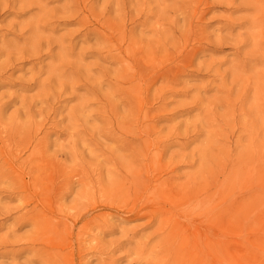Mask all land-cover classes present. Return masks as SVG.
<instances>
[{"label": "rangeland", "instance_id": "374dc122", "mask_svg": "<svg viewBox=\"0 0 264 264\" xmlns=\"http://www.w3.org/2000/svg\"><path fill=\"white\" fill-rule=\"evenodd\" d=\"M208 2L0 0V264H42L30 249L35 215L67 228L35 247L52 249L71 232L75 246L83 238L97 255L73 264H156L148 257L157 223L129 211L149 203V180L165 170L175 178L166 195L176 194L161 200L169 208L184 206L195 179L215 196L211 207L228 200L232 215L258 218L264 229V24L251 26L264 20V0ZM198 7L203 21L192 15ZM190 21L205 27L206 40L195 31L185 43ZM123 27L143 42L136 49L156 51L131 71L133 82L110 56L126 49L115 42ZM139 117L152 134L137 124V135H125ZM160 148L165 156L153 165L147 152ZM123 200L129 209L118 212Z\"/></svg>", "mask_w": 264, "mask_h": 264}, {"label": "bare ground", "instance_id": "6f19581e", "mask_svg": "<svg viewBox=\"0 0 264 264\" xmlns=\"http://www.w3.org/2000/svg\"><path fill=\"white\" fill-rule=\"evenodd\" d=\"M188 2L195 6L198 4L203 5L206 2V5L209 4L208 0H188ZM232 2V5H234L236 0H232ZM257 4L256 2L251 3L256 9V12L259 13ZM192 15L196 17L199 16V19L203 21L205 12L199 11L198 7ZM81 22L87 25V17H84ZM262 24H264L262 18H254L251 21V26L254 29L259 28ZM112 27L113 26H110V28ZM204 29L205 27L199 26L198 24L195 25L190 21L187 29L189 31L182 39L187 44L192 37V33L195 36L197 32L199 35L195 37L198 41L206 40ZM125 32L126 29L123 27L120 30L119 38L115 40L121 49L126 47L125 51L110 56L122 65L124 71H127V73L130 72L125 77V81L130 82L132 80L129 76L134 78L137 77L131 74V71H134L135 68L142 67V65H146L145 61L149 55H155L156 51L152 46H149L146 51L144 49H136L135 47L143 45V42L139 39H127ZM133 32L134 29L131 30V33ZM105 41L108 42V44L113 42V40L108 37L105 38ZM155 45L156 44L153 46ZM147 69H149V66H145L143 72L145 73ZM174 74H176V68ZM134 88L135 86L128 90V94L131 91L134 92ZM72 89L77 90L79 87L73 86ZM88 93L89 92L86 91V94ZM84 105L91 106L90 104ZM149 115V113L144 115V120L148 119ZM142 120L143 118L139 117L137 121L132 122L135 127L128 126V128L125 129V131L122 130V132L125 135L129 134L134 136L137 135L136 130L138 128L140 129L142 126L144 134L149 137L153 132L151 131L153 123L146 125L139 123ZM137 124L138 128H136ZM41 128V126H38L36 132H40ZM74 129L75 127H72L71 137H74ZM49 139L50 133L41 141L40 147L47 148L46 144H48ZM118 140L122 145H128V147L132 144V142H128V139L124 135L118 137ZM161 152V148L159 150L156 149L147 152L153 153L148 155V157L151 158L149 161L153 165L156 162L158 164L161 159L164 158L165 153ZM164 173L166 174L164 175L165 178L162 176ZM173 173L174 170H165L161 173L160 177L157 175L154 181L149 180L150 183L153 182L149 190L151 194L149 203L140 206L134 205L129 211L130 213L143 212L141 217L149 216L152 222L154 221L158 225V229L155 230V233H157L156 242L152 247V250L155 252L148 258L157 259L156 264H264V229L261 227L259 219L244 220L242 217H235L232 215L234 207L230 205L228 200H225L224 204L219 208L211 207L212 200H214L215 196L209 195L207 190V192L204 193L205 188L199 187L195 179H188L186 182L185 187L187 189L191 188V190L186 193L184 206H178V204L170 202L171 205L169 208L168 205L162 203L161 200L166 199L168 201V197H172L176 194L175 190H170L171 194L166 195L167 189L175 180V178L171 176ZM228 179L227 173V178L223 185L227 184ZM85 181L86 180L83 179L80 181V184L84 185ZM144 183L145 182L139 180L141 186L144 185ZM66 185L68 184H63L62 192H64L63 187ZM216 185L217 183L214 181L213 186ZM119 204L120 205L117 206L118 212H125V210L129 209L128 201L123 200ZM184 207L186 209H184ZM32 214L33 213H31V215ZM48 217L41 218V215L33 216L32 224L35 227V242L45 241L44 239L47 238V234H50L53 230L57 234L67 232V228H63L62 230L59 229L62 226L61 222L55 225V223H53V217ZM232 218H235V220ZM254 222L258 224L256 227L257 229L253 226ZM72 236L71 232L67 233V238L62 237L57 241V244L53 245L52 249H50L47 243H41L46 246L43 249L37 248L32 239L30 249L36 252L35 254L42 264H60L66 259L70 260L73 264L77 257L81 262L88 257V261L97 257V255L94 256L93 253L90 252L91 250L88 249L86 240L83 238L77 239V245L75 246ZM38 237H40V240H37ZM151 241H147L141 245L143 254H146L150 249ZM236 244L240 245L238 251L235 250ZM56 247L63 253L54 254ZM94 251L98 253L102 262V253L97 247H95ZM42 254L43 256H40ZM148 263L149 262L146 264Z\"/></svg>", "mask_w": 264, "mask_h": 264}]
</instances>
